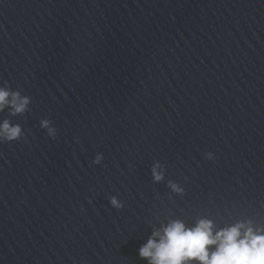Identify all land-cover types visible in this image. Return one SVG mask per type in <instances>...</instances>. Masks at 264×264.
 <instances>
[{"label":"water","instance_id":"1","mask_svg":"<svg viewBox=\"0 0 264 264\" xmlns=\"http://www.w3.org/2000/svg\"><path fill=\"white\" fill-rule=\"evenodd\" d=\"M0 87L29 100L0 111L22 130L0 264H148L171 220L264 230V0H0Z\"/></svg>","mask_w":264,"mask_h":264},{"label":"clouds","instance_id":"2","mask_svg":"<svg viewBox=\"0 0 264 264\" xmlns=\"http://www.w3.org/2000/svg\"><path fill=\"white\" fill-rule=\"evenodd\" d=\"M29 103L27 97L17 92H10L0 87V111L6 107L13 113H23ZM42 127H48L42 121ZM21 128L7 120L0 123V141L18 140ZM205 158L213 160L211 152ZM103 156L97 153L92 160L95 165L101 164ZM154 181L163 179L160 166L151 169ZM174 192L183 193L184 189L171 183ZM114 206L118 202L113 198ZM139 255L148 264H264V230L254 228L251 223L237 222L230 226L215 229L211 220L200 219L193 226H187L182 220H171L152 235L139 248Z\"/></svg>","mask_w":264,"mask_h":264}]
</instances>
